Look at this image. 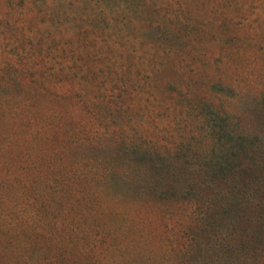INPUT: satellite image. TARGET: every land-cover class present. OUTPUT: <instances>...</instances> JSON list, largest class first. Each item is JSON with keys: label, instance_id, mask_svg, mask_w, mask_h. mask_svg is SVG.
I'll use <instances>...</instances> for the list:
<instances>
[{"label": "trees", "instance_id": "trees-1", "mask_svg": "<svg viewBox=\"0 0 264 264\" xmlns=\"http://www.w3.org/2000/svg\"><path fill=\"white\" fill-rule=\"evenodd\" d=\"M50 11L42 48L57 42L60 17ZM160 20L153 25L165 29L166 20ZM170 50L167 55L174 60L168 59L166 67L172 70L180 49ZM54 62L41 63L36 85L26 87L30 96L0 93V264H131L142 257L146 264H159L156 258L167 250L147 249L144 227L164 223L170 210L182 213L184 203L191 209L188 228L196 223V230L206 232L216 222L214 234L227 231L215 236L213 250L245 254L263 247L264 131L236 133L218 113L203 151L188 149L182 141L171 147L144 134L134 139L129 132L121 138L116 124L113 129L106 123L105 128L93 126L91 115L75 114L82 107L72 103L70 89L56 98ZM165 79L167 86L172 83L171 77ZM257 107L264 110V88ZM108 152L119 155L121 164L112 163ZM119 185L126 191L119 192ZM23 203L45 213L28 218ZM192 232L176 242L178 254L171 264L199 263L186 257L194 246L201 250L206 235Z\"/></svg>", "mask_w": 264, "mask_h": 264}, {"label": "rangeland", "instance_id": "rangeland-1", "mask_svg": "<svg viewBox=\"0 0 264 264\" xmlns=\"http://www.w3.org/2000/svg\"><path fill=\"white\" fill-rule=\"evenodd\" d=\"M50 10L60 17L57 42L42 48L49 35L43 23L52 19L46 13ZM163 18L165 29L158 22L153 25ZM174 47L180 50L171 70L166 63L174 59L167 53ZM47 59L55 61L56 98L70 89L72 103L83 108L75 114L91 115L93 126L101 123L105 128L106 123L113 129L116 124L121 138L129 132L134 139L144 134L171 147L182 141L188 149L203 151L211 143L207 130L219 121L218 113L236 133L264 131V110L257 107L264 88V0H0V93L30 96L26 87L36 85L39 67ZM167 76L172 80L168 86ZM107 154L112 163L121 164L119 155ZM116 189L126 191L121 185ZM23 205L28 218L45 213ZM182 207V213L177 212L181 205L175 214L170 210L164 223L144 227L147 249L167 250L156 262L173 263L176 242L192 237L194 230L196 236H206L201 250L194 246L187 254L190 261L264 264V243L245 254L231 248L213 250L215 236L219 239L227 231L214 234L216 222L206 232L196 230V223L188 228L190 205ZM220 223L227 225L228 215ZM146 262L142 257L131 264Z\"/></svg>", "mask_w": 264, "mask_h": 264}]
</instances>
